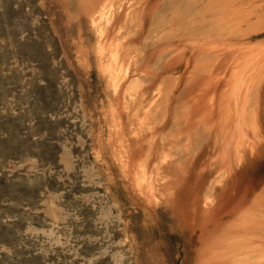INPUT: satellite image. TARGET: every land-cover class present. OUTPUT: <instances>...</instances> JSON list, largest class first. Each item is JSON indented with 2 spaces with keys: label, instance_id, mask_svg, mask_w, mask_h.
Masks as SVG:
<instances>
[{
  "label": "rangeland",
  "instance_id": "rangeland-1",
  "mask_svg": "<svg viewBox=\"0 0 264 264\" xmlns=\"http://www.w3.org/2000/svg\"><path fill=\"white\" fill-rule=\"evenodd\" d=\"M226 3L0 0V264H264V22Z\"/></svg>",
  "mask_w": 264,
  "mask_h": 264
},
{
  "label": "bare ground",
  "instance_id": "bare-ground-1",
  "mask_svg": "<svg viewBox=\"0 0 264 264\" xmlns=\"http://www.w3.org/2000/svg\"><path fill=\"white\" fill-rule=\"evenodd\" d=\"M224 3H226V0H224ZM104 4V3H103ZM242 4H244V3H240L239 5H237V3H235V1L234 0H229L226 4H225V6H224V10H225V14L223 15V17L221 18V20L218 22V23H221V26H222V28L223 27H225V29H232V28H234L235 26H237L238 28L237 29H239V28H241L242 26H243V24L244 23H247V26L249 27V28H254V27H256V26H259V25H261L263 22H264V18H263V14H257V15H255V18H256V20H255V22H252V19H255L254 18V11H255V8H250L249 10H246L244 7H242ZM257 5V4H256ZM250 6V5H249ZM262 7V6H261ZM261 7H259L260 9H261ZM99 8H100V6H99ZM99 8H98V10H99ZM104 8V10H105V7H103ZM263 9V8H262ZM103 10V9H102ZM259 11V10H258ZM260 11H262V10H260ZM104 12V11H103ZM101 13V12H100ZM256 13H257V10H256ZM103 14V13H102ZM99 16H100V14H99ZM96 19V18H95ZM217 26V25H216ZM220 26V27H221ZM232 32H234V30H232ZM210 47L207 45V46H205L204 47V49L203 50H208ZM214 48H215V46H214ZM213 49V48H212ZM232 49V48H231ZM202 50V51H203ZM216 50V49H215ZM253 51H255V49L253 50ZM252 51V52H253ZM210 52H212V50H210ZM250 53H251V51H249ZM249 53V54H250ZM247 55V54H246ZM246 55H244V56H246ZM253 55V54H252ZM254 55L255 56H257L258 57V59L259 60H261V61H264V51L262 50H258L257 52H255L254 53ZM246 58V61H244V65L242 66V68L240 69L241 70V72H240V75L242 74V78L243 79H246L247 78V76H251V74H249V72H251V71H255L254 73H258L259 72V70H260V68L262 67V64L261 63H258V61L259 60H257V62L256 63H258V64H253L252 62H251V60H250V58H249V56H247V57H245ZM243 60V59H242ZM254 61V60H253ZM243 62V61H242ZM242 62H240V63H242ZM239 63V64H240ZM238 66V68H239V66L240 65H237ZM237 66H235V67H237ZM237 70V69H236ZM239 73V72H238ZM253 73V74H254ZM249 74V75H248ZM248 77V78H249ZM237 78H240L241 79V77H239V76H237ZM238 81H239V79H238ZM252 81H253V79H252ZM240 82H242V81H240ZM243 83V82H242ZM235 84H236V82H235ZM239 84V87H240V84L241 83H238ZM216 85V84H215ZM214 85V86H215ZM212 86V85H211ZM234 86V85H233ZM238 88V87H237ZM236 88V89H237ZM212 89V88H211ZM215 89H217V88H215ZM214 89V90H215ZM235 88H234V90H236ZM238 92V91H237ZM247 99V98H246ZM214 110V109H213ZM225 115V114H224ZM241 122V121H240ZM242 123V122H241Z\"/></svg>",
  "mask_w": 264,
  "mask_h": 264
}]
</instances>
